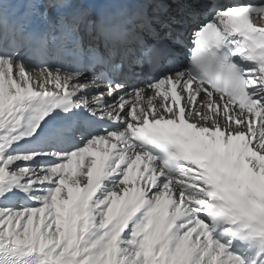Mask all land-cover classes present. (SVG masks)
Listing matches in <instances>:
<instances>
[{
    "label": "snow or ice",
    "instance_id": "1",
    "mask_svg": "<svg viewBox=\"0 0 264 264\" xmlns=\"http://www.w3.org/2000/svg\"><path fill=\"white\" fill-rule=\"evenodd\" d=\"M0 264H264V0H0Z\"/></svg>",
    "mask_w": 264,
    "mask_h": 264
}]
</instances>
